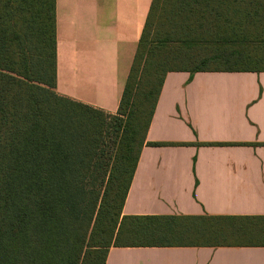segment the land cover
<instances>
[{"label": "trees", "instance_id": "trees-1", "mask_svg": "<svg viewBox=\"0 0 264 264\" xmlns=\"http://www.w3.org/2000/svg\"><path fill=\"white\" fill-rule=\"evenodd\" d=\"M176 71L264 72V0H151L114 114L56 92L54 0H0V264H105L116 246L264 245L263 216L122 214Z\"/></svg>", "mask_w": 264, "mask_h": 264}, {"label": "crops", "instance_id": "crops-1", "mask_svg": "<svg viewBox=\"0 0 264 264\" xmlns=\"http://www.w3.org/2000/svg\"><path fill=\"white\" fill-rule=\"evenodd\" d=\"M150 3L54 0L56 92L114 114ZM122 214L264 217V72H168ZM105 264H264V245L116 246Z\"/></svg>", "mask_w": 264, "mask_h": 264}, {"label": "rangeland", "instance_id": "rangeland-1", "mask_svg": "<svg viewBox=\"0 0 264 264\" xmlns=\"http://www.w3.org/2000/svg\"><path fill=\"white\" fill-rule=\"evenodd\" d=\"M109 117L111 116V115H108ZM110 122H111V120H110ZM110 134L108 135V137H106V144H107V148L109 149V148H111V146H112V144H113V139H114V134L112 133V128H110ZM106 156H107V154L106 155H103L102 157L104 158V159H106Z\"/></svg>", "mask_w": 264, "mask_h": 264}]
</instances>
